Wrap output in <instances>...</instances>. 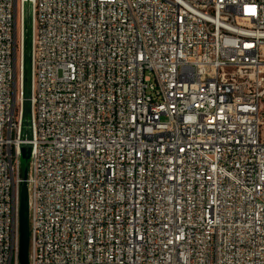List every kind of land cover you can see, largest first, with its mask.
Returning a JSON list of instances; mask_svg holds the SVG:
<instances>
[{
  "label": "built area",
  "instance_id": "built-area-1",
  "mask_svg": "<svg viewBox=\"0 0 264 264\" xmlns=\"http://www.w3.org/2000/svg\"><path fill=\"white\" fill-rule=\"evenodd\" d=\"M24 144L29 264H264V0H0V264Z\"/></svg>",
  "mask_w": 264,
  "mask_h": 264
},
{
  "label": "water",
  "instance_id": "water-1",
  "mask_svg": "<svg viewBox=\"0 0 264 264\" xmlns=\"http://www.w3.org/2000/svg\"><path fill=\"white\" fill-rule=\"evenodd\" d=\"M25 40H24V54H23V116L29 114V15L25 18ZM28 135V131H25ZM21 157L27 160L30 152V146L24 144L21 146ZM26 168L23 170V181L20 189V204H19V250L18 261L19 264H29L28 249H29V224H28V194L27 185L25 181Z\"/></svg>",
  "mask_w": 264,
  "mask_h": 264
},
{
  "label": "rangeland",
  "instance_id": "rangeland-1",
  "mask_svg": "<svg viewBox=\"0 0 264 264\" xmlns=\"http://www.w3.org/2000/svg\"><path fill=\"white\" fill-rule=\"evenodd\" d=\"M27 163L28 160L23 159L21 156L19 157V165L22 171L27 167Z\"/></svg>",
  "mask_w": 264,
  "mask_h": 264
}]
</instances>
